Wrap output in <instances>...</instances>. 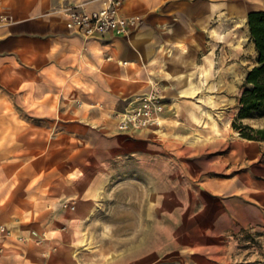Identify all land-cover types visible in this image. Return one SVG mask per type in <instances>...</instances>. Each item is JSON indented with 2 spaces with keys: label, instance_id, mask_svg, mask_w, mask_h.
Instances as JSON below:
<instances>
[{
  "label": "rangeland",
  "instance_id": "rangeland-1",
  "mask_svg": "<svg viewBox=\"0 0 264 264\" xmlns=\"http://www.w3.org/2000/svg\"><path fill=\"white\" fill-rule=\"evenodd\" d=\"M225 27L232 34L212 57L203 94L171 127L120 130L116 114L41 115L17 100V115L1 122L16 123L18 142L32 138L20 156L32 158L34 174L27 217L41 225L26 236L1 224L0 234L27 242L32 264H264V142L231 125L256 51L247 22ZM78 204L89 211L72 218Z\"/></svg>",
  "mask_w": 264,
  "mask_h": 264
},
{
  "label": "crops",
  "instance_id": "crops-1",
  "mask_svg": "<svg viewBox=\"0 0 264 264\" xmlns=\"http://www.w3.org/2000/svg\"><path fill=\"white\" fill-rule=\"evenodd\" d=\"M69 4L87 11L100 7L92 0H0V225L26 236L41 225L27 217L34 174L26 168L32 158L20 156L31 151L32 138L18 142L16 123L1 122L17 115V100L35 104L41 115L55 108L99 122L157 87L166 104L162 120L171 127L174 116L189 114V102L203 94L212 57L232 34L225 26L264 11V0H123L121 13L140 16V23L127 35L87 36L66 26ZM48 174L42 168V183ZM41 185L47 195L49 185ZM87 211L78 204L71 217ZM27 244L0 234V264H32L22 248Z\"/></svg>",
  "mask_w": 264,
  "mask_h": 264
},
{
  "label": "built area",
  "instance_id": "built-area-1",
  "mask_svg": "<svg viewBox=\"0 0 264 264\" xmlns=\"http://www.w3.org/2000/svg\"><path fill=\"white\" fill-rule=\"evenodd\" d=\"M100 2V7L90 11L80 5L64 8L66 26L87 36H103L106 33L127 35L129 30L141 21L138 15L121 13L123 0H92ZM163 95L157 87L133 97L128 105L116 114V126L120 130H137L158 126L164 110Z\"/></svg>",
  "mask_w": 264,
  "mask_h": 264
},
{
  "label": "trees",
  "instance_id": "trees-1",
  "mask_svg": "<svg viewBox=\"0 0 264 264\" xmlns=\"http://www.w3.org/2000/svg\"><path fill=\"white\" fill-rule=\"evenodd\" d=\"M247 27L256 51L255 63L244 77L238 111L231 125L241 137L264 142V126L254 128L240 123L244 118L264 119V11H250L247 14Z\"/></svg>",
  "mask_w": 264,
  "mask_h": 264
},
{
  "label": "bare ground",
  "instance_id": "bare-ground-1",
  "mask_svg": "<svg viewBox=\"0 0 264 264\" xmlns=\"http://www.w3.org/2000/svg\"><path fill=\"white\" fill-rule=\"evenodd\" d=\"M213 127H214V129H215L216 131L218 130V127H217L216 122L213 123Z\"/></svg>",
  "mask_w": 264,
  "mask_h": 264
}]
</instances>
